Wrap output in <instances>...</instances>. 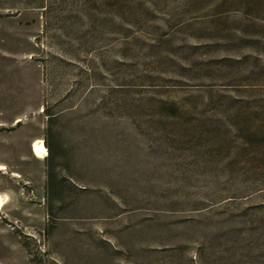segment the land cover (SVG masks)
I'll return each mask as SVG.
<instances>
[{"label": "rangeland", "instance_id": "374dc122", "mask_svg": "<svg viewBox=\"0 0 264 264\" xmlns=\"http://www.w3.org/2000/svg\"><path fill=\"white\" fill-rule=\"evenodd\" d=\"M0 164V264H264V0H0Z\"/></svg>", "mask_w": 264, "mask_h": 264}, {"label": "bare ground", "instance_id": "6f19581e", "mask_svg": "<svg viewBox=\"0 0 264 264\" xmlns=\"http://www.w3.org/2000/svg\"><path fill=\"white\" fill-rule=\"evenodd\" d=\"M33 150L37 156V158L43 160L47 153L45 148L43 147V145L41 143H35L33 145ZM0 170H2V172L5 170V166L0 164ZM8 201V197L6 194H1L0 193V209L2 208V206Z\"/></svg>", "mask_w": 264, "mask_h": 264}, {"label": "built area", "instance_id": "2783aa9c", "mask_svg": "<svg viewBox=\"0 0 264 264\" xmlns=\"http://www.w3.org/2000/svg\"><path fill=\"white\" fill-rule=\"evenodd\" d=\"M15 226L17 227V225H16V224L14 225V227H15Z\"/></svg>", "mask_w": 264, "mask_h": 264}, {"label": "crops", "instance_id": "0c3cea01", "mask_svg": "<svg viewBox=\"0 0 264 264\" xmlns=\"http://www.w3.org/2000/svg\"><path fill=\"white\" fill-rule=\"evenodd\" d=\"M43 141H44V139H43Z\"/></svg>", "mask_w": 264, "mask_h": 264}, {"label": "trees", "instance_id": "16d2710c", "mask_svg": "<svg viewBox=\"0 0 264 264\" xmlns=\"http://www.w3.org/2000/svg\"><path fill=\"white\" fill-rule=\"evenodd\" d=\"M44 141H45V139H44Z\"/></svg>", "mask_w": 264, "mask_h": 264}]
</instances>
